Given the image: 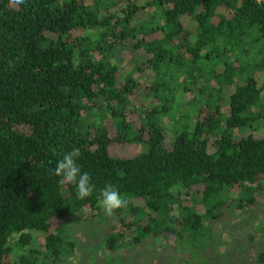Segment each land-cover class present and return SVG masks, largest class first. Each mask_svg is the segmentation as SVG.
Listing matches in <instances>:
<instances>
[{"label":"trees","instance_id":"trees-1","mask_svg":"<svg viewBox=\"0 0 264 264\" xmlns=\"http://www.w3.org/2000/svg\"><path fill=\"white\" fill-rule=\"evenodd\" d=\"M73 149L95 186L83 200L54 175ZM108 184L127 206L105 249L135 225L195 232L260 205L251 252L205 242L180 264H264V0H0V264L71 252L57 222Z\"/></svg>","mask_w":264,"mask_h":264},{"label":"rangeland","instance_id":"rangeland-1","mask_svg":"<svg viewBox=\"0 0 264 264\" xmlns=\"http://www.w3.org/2000/svg\"><path fill=\"white\" fill-rule=\"evenodd\" d=\"M143 82V80L141 81ZM176 105V104H175ZM173 105L171 114L177 112V106ZM184 110L192 115V110ZM189 110V111H188ZM182 111V110H181ZM192 118V117H191ZM190 118V119H191ZM164 133L171 134L173 123L165 122ZM140 145L130 146L129 150L138 152ZM134 205L140 206L136 199L132 200ZM257 207V208H256ZM262 206L250 205L241 210H234L230 214L223 215L217 220L205 219L203 225L195 232L184 228L180 224H156L150 231H141L136 225L124 231L123 236L113 246V251L104 248L106 233L109 227L117 224V215L108 216L98 204L96 209L87 214L76 215L71 219L65 218L57 222L61 229L63 242H72L71 252L61 253L60 256L51 258L46 264H180L184 258L193 260V255L202 248L209 247L211 242H215L214 251L218 258L224 259L228 256L235 259L238 255L251 252L249 235H255L253 226L258 223V216H262ZM122 211V216L126 221L139 218L140 224L148 221V217L155 219L157 214L141 216L142 213L132 215ZM158 223V222H157ZM169 226L172 232H167L163 228ZM136 238V236H138ZM15 237V236H14ZM136 238V239H135ZM15 239V238H14ZM12 241V240H11ZM43 242L42 238L40 239ZM12 254L20 253L16 245H11ZM105 250H104V249ZM193 250L192 255L187 253ZM205 250V254L208 253ZM193 257V258H192ZM249 259L250 257L247 256ZM236 260V259H235ZM47 261V259H46Z\"/></svg>","mask_w":264,"mask_h":264},{"label":"clouds","instance_id":"clouds-1","mask_svg":"<svg viewBox=\"0 0 264 264\" xmlns=\"http://www.w3.org/2000/svg\"><path fill=\"white\" fill-rule=\"evenodd\" d=\"M14 6H21L25 0H11ZM79 149H73L70 153L63 155L54 169V175L60 177V183L73 184L76 187V198L83 200L90 197L95 186L91 183V177L88 172H81L80 167L76 163V158L79 157ZM181 190V185L178 183L169 187L168 191L172 194ZM99 205L104 213L108 216L121 208L127 206V200L121 196L120 192L111 184L105 186L100 192Z\"/></svg>","mask_w":264,"mask_h":264}]
</instances>
